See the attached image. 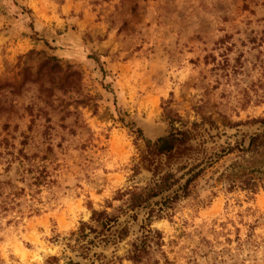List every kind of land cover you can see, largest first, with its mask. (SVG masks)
<instances>
[{"label":"rangeland","instance_id":"374dc122","mask_svg":"<svg viewBox=\"0 0 264 264\" xmlns=\"http://www.w3.org/2000/svg\"><path fill=\"white\" fill-rule=\"evenodd\" d=\"M262 119L264 0H0V264H84L65 237L93 209L130 229L102 261L151 227L159 264H264V187L212 185ZM172 129L195 136L151 153ZM202 168L150 223L161 195L119 212L121 191Z\"/></svg>","mask_w":264,"mask_h":264},{"label":"trees","instance_id":"16d2710c","mask_svg":"<svg viewBox=\"0 0 264 264\" xmlns=\"http://www.w3.org/2000/svg\"><path fill=\"white\" fill-rule=\"evenodd\" d=\"M261 122L264 124V119ZM193 136L195 135L190 129H172L167 135L159 137L154 142L150 141L156 149V151L150 152L157 156L173 155L178 152L175 150L180 146L189 144ZM187 152L189 153V151ZM209 159L211 166L214 163V159L212 156ZM198 165L190 167L188 172ZM180 170L181 168H179ZM202 171L203 168L190 177L182 186H180L181 177H177V173L174 171H167L149 185L121 191L119 193L120 197L117 198L123 200L122 205L119 207V212L123 214L127 211L148 206L154 198L161 195V197H164L163 200L158 201L156 204L160 203L162 206L159 208L151 207L149 210L148 219L150 223L153 217H161L166 212V209L173 208L174 202L179 198L190 195L192 183L196 181ZM212 185L221 186L227 191L247 189L256 192L264 187V130L252 136L249 145L241 149L239 157L226 166L216 177L212 178ZM170 190L172 192L166 194ZM9 205L7 199H0V209L7 210ZM118 225H120L119 214H111L107 209H93L90 218L86 221H81L77 229L70 231L69 235L65 237V247L75 252L78 258L85 260L84 264H116L125 257L136 264H159V260L154 258V252L162 245L161 236L159 231L151 227L145 229L142 236L132 241L130 248L126 250L123 257L115 256L102 261L101 256H104L102 252L91 254L94 246H99L103 243L104 246L108 243H117L129 236L130 229L128 225L122 227H118ZM45 264L83 263L80 260H75L72 256L65 255L63 258L54 254L47 258Z\"/></svg>","mask_w":264,"mask_h":264}]
</instances>
